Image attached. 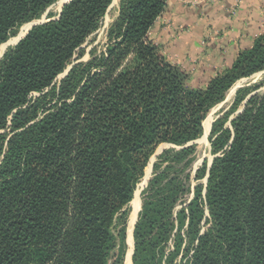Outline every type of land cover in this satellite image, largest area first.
Wrapping results in <instances>:
<instances>
[{
	"label": "trees",
	"instance_id": "16d2710c",
	"mask_svg": "<svg viewBox=\"0 0 264 264\" xmlns=\"http://www.w3.org/2000/svg\"><path fill=\"white\" fill-rule=\"evenodd\" d=\"M58 1L0 0V47ZM112 2H66L0 59V264H124L130 203L163 145L131 263L264 264V91L235 92L210 128V168L193 185L185 173L211 109L264 71V32L194 88L148 38L166 0H119L86 52Z\"/></svg>",
	"mask_w": 264,
	"mask_h": 264
},
{
	"label": "crops",
	"instance_id": "0c3cea01",
	"mask_svg": "<svg viewBox=\"0 0 264 264\" xmlns=\"http://www.w3.org/2000/svg\"><path fill=\"white\" fill-rule=\"evenodd\" d=\"M263 32L264 0H166L148 34L190 86L203 88Z\"/></svg>",
	"mask_w": 264,
	"mask_h": 264
},
{
	"label": "rangeland",
	"instance_id": "374dc122",
	"mask_svg": "<svg viewBox=\"0 0 264 264\" xmlns=\"http://www.w3.org/2000/svg\"><path fill=\"white\" fill-rule=\"evenodd\" d=\"M118 2L119 0H113L112 4L110 5L104 19H103V22H102V25H101V28L98 30L97 33H95L94 35H92L88 40L87 42L85 43L84 47L86 49V52H88L92 47H97L98 49L102 48L104 43H105V33H106V30L108 28V26L110 25V23L113 21V19L116 17L117 15V9H118ZM60 11V0L55 3L50 9L49 11L47 12L48 13H52V14H58ZM46 14V16H47ZM46 16H43L41 21H45L46 19ZM57 18V17H56ZM30 24V23H29ZM29 24H26V25H29ZM22 26L17 34L16 37H13L11 38L10 40H8L9 44L6 46V47H3L2 49H0V53H4L7 48L13 46L11 44H13L17 37L22 33L23 31V28L26 26ZM170 25L171 23L170 22H165L164 23V26L166 28H170ZM28 30V29H27ZM164 30V29H163ZM152 37V36H150ZM149 37V34H148V38L150 41L153 42V38L151 39ZM154 43V42H153ZM160 53L171 63V59H169V57L162 51L161 49V46L157 45L156 43H154ZM2 56V55H1ZM88 59V56L86 55L84 57V60H87ZM206 83H203V86L205 87ZM201 86V87H203ZM255 87L257 88L253 93H258V94H261L262 91H263V88H264V71L262 72H258L254 75H252L251 77H248V78H243V79H240L239 81H237L231 88L230 90L227 92L226 94V97L224 99V101L219 104V105H216L214 108L211 109V111L208 113L207 117H206V120H205V127H204V130H203V135L200 139L194 141L195 143V153H194V160L193 162L191 163L190 167L185 171V173H190L191 177H190V181L188 182V184H194L193 182V176H194V173L195 171L201 166L202 162L204 160L207 161V163L210 162V160L213 158V155L211 154L210 152V143L208 141V136H209V132L208 131V128L210 126V123L212 122V124L219 118L221 117L228 109L229 107H231V105L233 104L234 102V98H235V93H234V89H236V87H238L237 90L239 89H243V88H247V87ZM203 87V88H204ZM236 90V91H237ZM211 124V125H212ZM211 128V127H210ZM210 130V129H209ZM206 134V135H205ZM167 147L166 145H163V146H160L157 150H156V153L159 152V150L161 148H165ZM155 153V154H156ZM156 158V157H155ZM155 161V160H154ZM150 166V165H149ZM148 170V171H147ZM145 175L143 177V179L141 180V182L138 184L137 186V189L135 192L138 193V197H139V203H140V206L139 208H141V204H142V190L145 189L144 188V184L146 183V178L147 176L149 175V179L151 178V173H152V170H150V168L148 167L146 170H145ZM135 195V193H134ZM191 198V195L188 193L186 195H184L182 197V199H180V201L178 202L177 206H176V211L179 210L182 206H184V203H186L187 200H189ZM133 199H134V196H133ZM133 201V200H132ZM130 211H129V217H128V221H127V225H126V240H127V251H126V254H125V259H124V264H131L130 263V253L131 252V248H132V245L130 246V241H129V225H130V219H131V215L133 213V207H132V202H131V205H130ZM139 210V209H138ZM138 212V211H137ZM136 212V213H137ZM135 220H136V216H135ZM134 220V221H135ZM134 226V225H133ZM132 226V228H133ZM130 235L132 237V229L130 231ZM128 237V238H127ZM132 244V242H131Z\"/></svg>",
	"mask_w": 264,
	"mask_h": 264
},
{
	"label": "water",
	"instance_id": "95a60500",
	"mask_svg": "<svg viewBox=\"0 0 264 264\" xmlns=\"http://www.w3.org/2000/svg\"><path fill=\"white\" fill-rule=\"evenodd\" d=\"M68 1H70V0H67L66 2H68ZM66 2H64V3H62L61 4V6H60V11H59V13H58V15L60 14V12H61V8L63 7V5L66 3ZM47 14V13H46ZM46 14L44 15V16H46ZM56 19H58V17L56 18ZM44 22H46V21H41V20H39V21H35V22H32V23H30L29 25V28H28V30L21 36V37H19L18 38V40L15 42V43H13V44H11V45H15V44H17L21 39H23L25 36H26V34L28 33V31L32 28V27H34V26H36V25H38V24H42V23H44ZM9 44V42L7 41L5 44H3L1 47H3V46H7ZM0 47V48H1ZM4 54V53H3ZM3 54H2V56H3ZM1 56V57H2ZM1 57H0V59H1ZM69 70V69H68ZM68 70L62 75V76H65L66 74H67V72H68ZM238 89V87H236V89H235V92H236V90ZM263 91H264V88H263ZM254 93H252V94H250L246 99H245V101H244V103L248 100V98H250L252 95H253ZM241 111L242 110H239L236 114H239V113H241ZM209 133H210V130H209ZM208 133V134H209ZM195 142H192V143H190V144H188L187 146H190V145H192V144H194ZM167 147H165V148H161L160 150H159V152L158 153H156V154H154V156L152 157V159H151V161H150V166H151V168H152V164H153V162H154V160H155V157L156 156H158L159 154H161V152L163 151V150H165V149H167V148H169L170 146L169 145H166ZM214 158V157H213ZM213 158L210 160V162L208 163V168H210V165H211V163H212V160H213ZM149 180V179H148ZM148 180H147V182H148ZM206 181H207V177L205 178V180H204V182L206 183ZM146 185H147V183H146ZM146 185H145V187H146ZM144 187V188H145ZM132 202V201H131ZM130 205H131V203H130ZM140 210H141V208L138 210V212L136 213V220H135V223H136V221H137V217H138V213L140 212ZM134 223V224H135ZM133 230H134V227H133V229H132V249H131V255H132V252H133ZM128 238V237H127ZM127 245H128V243H127ZM131 255H130V263H131ZM132 264V263H131Z\"/></svg>",
	"mask_w": 264,
	"mask_h": 264
},
{
	"label": "bare ground",
	"instance_id": "6f19581e",
	"mask_svg": "<svg viewBox=\"0 0 264 264\" xmlns=\"http://www.w3.org/2000/svg\"><path fill=\"white\" fill-rule=\"evenodd\" d=\"M66 1H67V0H60V6H61L62 3L66 2ZM29 26H30V25H26V26L23 28L22 33L17 37L16 41L18 40L19 37H21V36L27 31V29L29 28ZM16 41H15V42H16ZM15 42H14V43H15ZM3 47H6V45L3 46ZM3 47H1L0 49H2ZM1 55H2V53H0V57H1ZM234 93H235V89H234ZM211 124H212V122L210 123V126H209L207 132H209V129H210V127H211ZM205 135H206V134H205ZM149 168H150V166H149ZM148 179H149V175H148L147 178H146V183H147V180H148ZM146 183L144 184V187H145ZM139 201H140V200H139V197H138V193L135 192L134 199H133V201H132L133 213H132V215H131L130 225H129V229H128V231H129V241H130V246L132 245V244H131V242H132V237H131V235H130V231H131V229H133L132 226L135 225V224H134V223H135L134 220H135L136 212L138 211V209H140V208H139V206H140ZM133 227H134V226H133ZM131 249H132V248H131ZM129 253H130V255H131V252H129Z\"/></svg>",
	"mask_w": 264,
	"mask_h": 264
},
{
	"label": "built area",
	"instance_id": "2783aa9c",
	"mask_svg": "<svg viewBox=\"0 0 264 264\" xmlns=\"http://www.w3.org/2000/svg\"><path fill=\"white\" fill-rule=\"evenodd\" d=\"M234 13H235V10L232 9L230 14L234 15Z\"/></svg>",
	"mask_w": 264,
	"mask_h": 264
}]
</instances>
